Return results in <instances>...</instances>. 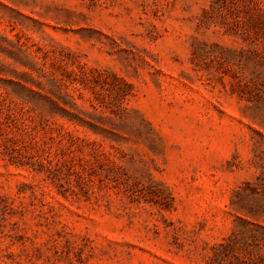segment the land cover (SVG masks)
Instances as JSON below:
<instances>
[{
  "label": "rangeland",
  "instance_id": "374dc122",
  "mask_svg": "<svg viewBox=\"0 0 264 264\" xmlns=\"http://www.w3.org/2000/svg\"><path fill=\"white\" fill-rule=\"evenodd\" d=\"M0 264H264V0H0Z\"/></svg>",
  "mask_w": 264,
  "mask_h": 264
}]
</instances>
